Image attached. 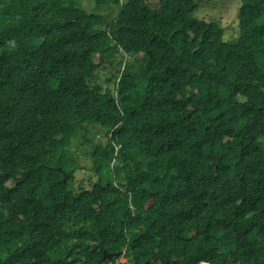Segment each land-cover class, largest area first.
Instances as JSON below:
<instances>
[{"label": "trees", "instance_id": "16d2710c", "mask_svg": "<svg viewBox=\"0 0 264 264\" xmlns=\"http://www.w3.org/2000/svg\"><path fill=\"white\" fill-rule=\"evenodd\" d=\"M80 1L0 0V264H264V0Z\"/></svg>", "mask_w": 264, "mask_h": 264}, {"label": "rangeland", "instance_id": "374dc122", "mask_svg": "<svg viewBox=\"0 0 264 264\" xmlns=\"http://www.w3.org/2000/svg\"><path fill=\"white\" fill-rule=\"evenodd\" d=\"M81 0L80 7L91 13L99 12L101 10L97 9L94 0ZM199 3L200 9L196 12L195 16L198 19L211 21L220 20L224 28L225 34L224 38L227 42H235L239 38L240 28H239V10L241 8V0H195ZM150 5L155 8L159 5V0H149ZM104 13L108 15L110 20L115 18V14L110 13L108 9L103 10ZM65 15L59 14V18L63 20H68L71 17L66 11H62ZM117 67H114L116 69ZM112 69L101 66L98 72V83H100L106 89H112L113 84H107L106 79L112 76ZM82 133V132H81ZM83 134V133H82ZM80 134L76 139H72L70 142V150L74 153L77 158L79 170L76 172L74 187L77 191L81 188L91 189L93 183L98 180V176L92 170V148H96L100 145H106L107 138L105 136L104 130L100 127H93L90 131L89 138L91 139L90 144L85 143V140ZM84 143V144H83ZM11 182L8 183V185ZM11 186V185H9ZM123 264L127 263V260L121 259Z\"/></svg>", "mask_w": 264, "mask_h": 264}, {"label": "clouds", "instance_id": "9594fccd", "mask_svg": "<svg viewBox=\"0 0 264 264\" xmlns=\"http://www.w3.org/2000/svg\"><path fill=\"white\" fill-rule=\"evenodd\" d=\"M121 1H123V0H121ZM196 2H197V1H196ZM197 3H198V2H197ZM158 6H159V5H158ZM151 7H152V6H151ZM152 8H153V7H152ZM155 8H157V7H155ZM199 9H200V5H199ZM199 9H198V10H199ZM224 39H225V38H224ZM128 58H129V56H126V59H128ZM104 64L106 65V67H110V68L112 69V73H113V71L115 70L116 73H120V75H122L123 72H124V70H125L126 62L123 64L122 69L119 68V64H118V63H117L116 65H114L113 68L111 67V66H112L111 62H105ZM114 67H117V68L114 69ZM99 70H100V69H99ZM98 72H99V71H98ZM112 75H113V74H112ZM98 77H99V76H98ZM109 77H111V76H109ZM107 78H108V77H107ZM110 136H111V135H110ZM106 138H107V137H106ZM106 142H107V141H106ZM119 149H120V147H119V146H116V152H115V156H116V157H117V155H118ZM116 162H117V159L114 158L113 161H112L111 164H110V167H111L112 170L114 169ZM65 176H67V175H65ZM67 179H68V177H67ZM67 179L65 178V180H67ZM124 258H125V252L122 253L121 256L115 260V264H123V263L121 262V259H124ZM125 259H126V258H125ZM126 260H127V259H126ZM202 264H207V263H202Z\"/></svg>", "mask_w": 264, "mask_h": 264}, {"label": "water", "instance_id": "95a60500", "mask_svg": "<svg viewBox=\"0 0 264 264\" xmlns=\"http://www.w3.org/2000/svg\"><path fill=\"white\" fill-rule=\"evenodd\" d=\"M65 178L67 179V176H65Z\"/></svg>", "mask_w": 264, "mask_h": 264}]
</instances>
